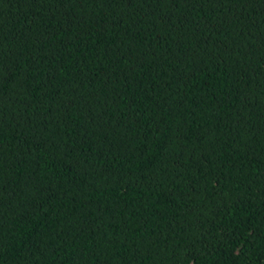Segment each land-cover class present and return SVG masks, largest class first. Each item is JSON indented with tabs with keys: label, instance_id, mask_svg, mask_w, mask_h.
Returning a JSON list of instances; mask_svg holds the SVG:
<instances>
[{
	"label": "trees",
	"instance_id": "16d2710c",
	"mask_svg": "<svg viewBox=\"0 0 264 264\" xmlns=\"http://www.w3.org/2000/svg\"><path fill=\"white\" fill-rule=\"evenodd\" d=\"M0 264H264V0H0Z\"/></svg>",
	"mask_w": 264,
	"mask_h": 264
}]
</instances>
